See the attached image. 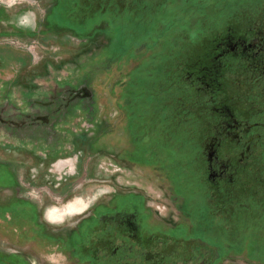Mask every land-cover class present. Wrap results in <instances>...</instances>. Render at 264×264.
Returning a JSON list of instances; mask_svg holds the SVG:
<instances>
[{
  "label": "flooded vegetation",
  "instance_id": "obj_1",
  "mask_svg": "<svg viewBox=\"0 0 264 264\" xmlns=\"http://www.w3.org/2000/svg\"><path fill=\"white\" fill-rule=\"evenodd\" d=\"M165 2L68 0L71 14L85 23L95 19L87 34H75L51 15L59 4L52 0L46 28L91 42L105 35L98 49L107 51L121 19H151ZM196 7L199 16L188 25L193 37L180 34L173 61L177 74L170 80L180 96L170 104L157 93L138 112L130 107L137 102L124 97L117 121L127 145L113 155L117 165L167 179L178 219L166 215L161 197L138 189L117 187L61 223L48 213L65 204L13 200L0 206V219L19 249L0 251L2 257L29 264H264V0H197ZM154 29L161 37L141 45L163 49L167 26ZM137 45L130 44L128 56ZM70 101L67 114L75 110ZM171 145L180 153L175 159L165 156Z\"/></svg>",
  "mask_w": 264,
  "mask_h": 264
},
{
  "label": "rangeland",
  "instance_id": "obj_2",
  "mask_svg": "<svg viewBox=\"0 0 264 264\" xmlns=\"http://www.w3.org/2000/svg\"><path fill=\"white\" fill-rule=\"evenodd\" d=\"M166 1L151 19L144 15L130 22L127 16L121 19L109 35L113 45L105 51L98 49L106 43L105 35L93 43L47 30L45 15L52 0H0V117L7 119L4 124L0 121L7 128L0 126V166H7L16 179L14 186L7 187L0 177V206L13 200L65 204L48 213L51 221L61 223L65 218L77 219L96 197H110L118 187L141 190L156 200L161 197L166 215L178 219L167 179L143 167H122L113 161L115 149L127 145V138H120L123 131L117 119L129 84H139L134 86L135 95H142L136 99L144 103L157 93L169 102L180 96L170 80L177 74L173 61L180 34L193 37L188 25L200 9L197 0ZM53 2L59 3L51 13L56 20L75 34L88 33L95 19L85 23L71 14L68 0ZM25 15L27 22L21 25L19 20ZM158 24L167 26L163 49L141 45V41L161 37L154 29ZM94 33L88 37L95 38ZM134 42L138 45L130 57L128 49ZM81 89L88 94L81 96ZM71 99L75 110L67 114ZM134 108L138 112L142 107L134 104ZM173 140L180 141L176 135ZM173 146L165 156L175 159L180 153ZM196 199L202 203L200 197ZM4 223L0 219V251L13 253L19 248L7 239L10 235L3 231ZM13 261L29 264L18 256L0 255V264Z\"/></svg>",
  "mask_w": 264,
  "mask_h": 264
},
{
  "label": "trees",
  "instance_id": "obj_3",
  "mask_svg": "<svg viewBox=\"0 0 264 264\" xmlns=\"http://www.w3.org/2000/svg\"><path fill=\"white\" fill-rule=\"evenodd\" d=\"M136 85H138L139 86V84H136ZM136 85H134V84H129V87H128V98L132 101V102H134L133 101V99L135 100V102H137L138 104H140L141 105V107L142 108H140V110H145L147 107H149V105H146L145 103H144V101H142V100H140V99H136L137 97H140V95H142V93L140 92V93H138V95L136 96L135 95V91H138V90H134V86H136ZM129 93L131 94V95H129ZM132 94H134V97H132ZM152 96H154L153 94H152ZM136 103V104H137ZM142 103V104H141ZM144 103V104H143ZM130 107H132L131 109H133L134 108V105L132 106H130ZM133 110H135V108L133 109ZM0 177H3V179H4V186H7V187H10V186H14L15 184H16V179H15V177L7 170V169H0Z\"/></svg>",
  "mask_w": 264,
  "mask_h": 264
},
{
  "label": "clouds",
  "instance_id": "obj_4",
  "mask_svg": "<svg viewBox=\"0 0 264 264\" xmlns=\"http://www.w3.org/2000/svg\"><path fill=\"white\" fill-rule=\"evenodd\" d=\"M9 2H10V3H15V0H9ZM26 22H27V15L22 16V17L20 18V20H19V23H20L21 25H24Z\"/></svg>",
  "mask_w": 264,
  "mask_h": 264
}]
</instances>
